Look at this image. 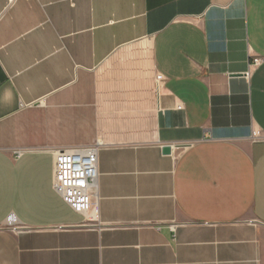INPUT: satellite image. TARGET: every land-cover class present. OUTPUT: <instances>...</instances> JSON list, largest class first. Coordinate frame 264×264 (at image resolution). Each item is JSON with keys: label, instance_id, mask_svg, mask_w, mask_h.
<instances>
[{"label": "crops", "instance_id": "crops-1", "mask_svg": "<svg viewBox=\"0 0 264 264\" xmlns=\"http://www.w3.org/2000/svg\"><path fill=\"white\" fill-rule=\"evenodd\" d=\"M8 2L0 264H264V0ZM95 142L88 223L53 151Z\"/></svg>", "mask_w": 264, "mask_h": 264}, {"label": "built area", "instance_id": "built-area-1", "mask_svg": "<svg viewBox=\"0 0 264 264\" xmlns=\"http://www.w3.org/2000/svg\"><path fill=\"white\" fill-rule=\"evenodd\" d=\"M14 0H9L11 5ZM261 59L253 60V66L260 65ZM249 73L245 74L247 78ZM157 81L156 93H158ZM101 147L95 142L84 148L53 151L55 166L52 189L76 213L84 215L88 223L97 221V154ZM19 151L15 156H19ZM176 225H169L171 232Z\"/></svg>", "mask_w": 264, "mask_h": 264}, {"label": "water", "instance_id": "water-1", "mask_svg": "<svg viewBox=\"0 0 264 264\" xmlns=\"http://www.w3.org/2000/svg\"><path fill=\"white\" fill-rule=\"evenodd\" d=\"M161 152L163 155H169V153H171V148L169 146H163Z\"/></svg>", "mask_w": 264, "mask_h": 264}]
</instances>
